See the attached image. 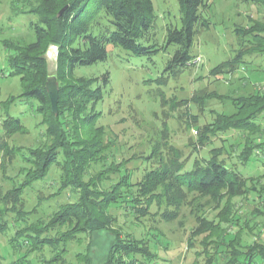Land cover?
<instances>
[{
  "label": "rangeland",
  "instance_id": "1",
  "mask_svg": "<svg viewBox=\"0 0 264 264\" xmlns=\"http://www.w3.org/2000/svg\"><path fill=\"white\" fill-rule=\"evenodd\" d=\"M25 2L36 4V0ZM153 3L155 21L149 37L140 42L162 47L166 44L167 27L181 25L179 3L178 0H153ZM202 14L210 20V27L201 28L198 24L192 47L195 58L189 66L176 72L165 71L174 46L161 48L157 54L148 57L109 45L105 60L75 68L74 79L81 76L99 79L97 84L102 86L103 99L96 107V111L101 112L98 123L105 126V137L113 144V151L105 161L92 164L91 175L107 169L112 161L124 162L132 181L140 182L158 164L160 156L168 154V145H173L183 152L184 157H190L187 167L197 157L208 158L210 151L214 150L229 168L242 173L245 178L249 177L251 187L255 185L254 180L257 189L264 185L263 163L256 156L246 162L243 156L246 137H259L261 131L246 133L227 129L211 137V144L203 146L198 141L217 113L230 114L234 111L235 97L249 96L258 88L264 89V53L256 54L249 50L245 62L235 71L218 76L210 74L217 65L230 61L236 55L239 49L236 30L239 26H250L252 20L264 21V6L240 0H213ZM37 19L34 14L15 12L13 0H0V264H85L87 258L92 264H106L115 244V234L111 230L81 233L65 242L62 236L66 235L70 226L65 222L43 232L46 244L41 246H34L27 237L18 234L17 230L31 225L50 223L60 205L76 199L70 186L66 185L64 189L60 163L51 167L45 179L25 190L17 206L4 198L14 185L23 181L25 168L30 167L22 153L28 148L49 143L50 138L38 101L21 97L9 110L4 106L9 96H18L23 92L20 76L9 74L8 59L14 52L6 47V43L35 40L31 22ZM252 46L254 44L249 43V49ZM56 47L51 44L46 51L50 74H55L58 69ZM51 50L55 52L52 61L49 58ZM106 73L110 79L104 85L102 77ZM161 76L165 77L163 84L156 81ZM197 97L202 99L201 103L195 100ZM8 115L19 118L25 129H6L3 123ZM257 119L264 127V114ZM194 146L198 147V151ZM260 155L264 160V154ZM59 161H63L62 153ZM110 177L113 181L118 179L117 173ZM108 181L105 183L110 186ZM157 188L158 192L166 191L164 184ZM258 194L252 191L244 197L234 198L236 205L241 206L243 219H249L251 211L263 205ZM124 197L117 199L112 210L118 217V225L151 244L155 264H210L207 250L211 251L212 245L204 241V234L194 232L198 226L197 214L214 219L219 211L214 202H209L208 196L188 192L174 195L172 201L159 195L160 204L156 201L152 207L155 214L139 218L132 216L131 205ZM171 202L173 204L168 205ZM16 209L22 210L21 214L27 213V217L22 218L23 215H19ZM166 209L173 211L174 217L164 218ZM52 259L56 262L53 263Z\"/></svg>",
  "mask_w": 264,
  "mask_h": 264
},
{
  "label": "trees",
  "instance_id": "2",
  "mask_svg": "<svg viewBox=\"0 0 264 264\" xmlns=\"http://www.w3.org/2000/svg\"><path fill=\"white\" fill-rule=\"evenodd\" d=\"M25 1L27 0H13L14 11L38 17L37 21L31 22L35 40L6 43V47L14 52L8 59L9 74L20 76L23 92L18 96H9L4 101V106L9 110L21 97L38 101L50 138L49 143L28 148L22 153L30 167L25 168L23 181L14 185L4 198L17 206L24 191L45 179L51 167L60 163L64 189L66 185L70 186L76 199L60 205L50 223L31 225L17 230L18 234L27 237L34 246H41L46 244L42 233L65 222L70 225L66 235L62 236L65 242L81 233L107 229L115 234V244L106 264H155L151 244L118 225V217L112 211L117 199L125 196V200L131 205L132 216L139 218L155 214L152 207L156 201L160 202L159 195L173 201L174 195L198 192L208 196L209 202H214L216 209H219L214 219L195 214L198 224L194 229L195 234H204V241L213 248L211 251L207 250L209 263H264V185L261 184L257 189V182L254 180L255 185L251 187L249 177L245 178L242 173L229 168L214 150L210 151L208 158L197 157L187 167L190 157H184L180 149L168 145V154L160 156L158 164L137 183L132 181V175L130 171H126L124 162L112 161L107 169H102L95 175L90 174L92 164L105 161L113 151V144L105 137V126L98 123L101 112H97L96 107L103 99L102 86L97 84L99 79L84 76L74 79L75 68L105 60L109 45L120 46L131 54L148 57L157 54L161 48L174 46L175 50L165 71L173 73L187 67L195 58L192 47L199 29L198 24L201 28L210 27V20L203 16L202 11L209 8L213 0H178L181 25L167 27L166 44L162 47L155 43L144 45L140 42L149 37L155 21L153 0H36V4ZM240 1L264 6V0ZM62 9L64 10L60 14ZM252 21L250 26H239L236 30L239 41L236 55L230 61L213 68L211 75L235 71L245 62L249 50L256 54L264 53V21ZM249 43L254 44L251 49ZM51 44L58 47L59 54L55 73L59 83L56 114L52 110L46 89L49 75L46 51ZM109 79V74H104L103 84L107 85ZM156 81L163 84L165 77L161 76ZM195 100L202 102L200 97ZM233 100L234 111L230 114L217 113L201 133L199 144H211V137L227 129L246 133L261 131L259 137H246L243 156L246 162L256 156L264 165V160L260 158V154H264V127L257 119L264 114V89L258 88L249 96L235 97ZM3 126L15 131L25 129L19 118L10 115L4 120ZM193 148L198 151L197 146ZM61 153L62 162L59 161ZM114 173L118 175L115 181L110 177ZM106 181L110 186L106 185ZM161 184H164L165 193L157 190ZM252 191L259 193L263 205L251 211L249 219H243L241 206L238 207L233 200ZM21 211L17 210L25 219L28 214H21ZM163 214L166 219L174 217L173 211L167 209ZM1 258L0 253V260ZM55 260L51 261L54 263ZM86 260L85 264H92L88 258Z\"/></svg>",
  "mask_w": 264,
  "mask_h": 264
},
{
  "label": "water",
  "instance_id": "3",
  "mask_svg": "<svg viewBox=\"0 0 264 264\" xmlns=\"http://www.w3.org/2000/svg\"><path fill=\"white\" fill-rule=\"evenodd\" d=\"M63 10L64 9L60 11V14L63 12ZM46 89L50 98L52 110L56 114L58 113V102H59V83L56 74L49 73L46 82Z\"/></svg>",
  "mask_w": 264,
  "mask_h": 264
},
{
  "label": "bare ground",
  "instance_id": "4",
  "mask_svg": "<svg viewBox=\"0 0 264 264\" xmlns=\"http://www.w3.org/2000/svg\"><path fill=\"white\" fill-rule=\"evenodd\" d=\"M54 56H55V52L53 50H51L49 53L50 61H52L54 59Z\"/></svg>",
  "mask_w": 264,
  "mask_h": 264
},
{
  "label": "built area",
  "instance_id": "5",
  "mask_svg": "<svg viewBox=\"0 0 264 264\" xmlns=\"http://www.w3.org/2000/svg\"><path fill=\"white\" fill-rule=\"evenodd\" d=\"M260 264H264V263H260Z\"/></svg>",
  "mask_w": 264,
  "mask_h": 264
}]
</instances>
